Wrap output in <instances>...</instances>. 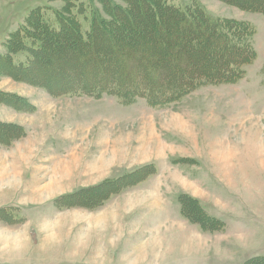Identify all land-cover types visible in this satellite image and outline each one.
<instances>
[{
  "label": "rangeland",
  "instance_id": "rangeland-1",
  "mask_svg": "<svg viewBox=\"0 0 264 264\" xmlns=\"http://www.w3.org/2000/svg\"><path fill=\"white\" fill-rule=\"evenodd\" d=\"M131 1L0 0V264H264V13L245 6L264 0H198L217 26L154 24L138 1L160 0ZM127 2L134 23L107 24L110 3ZM237 22L256 52L241 78L149 100L205 56L202 69L227 74L243 56L231 50ZM76 72L140 92L56 91Z\"/></svg>",
  "mask_w": 264,
  "mask_h": 264
},
{
  "label": "trees",
  "instance_id": "trees-1",
  "mask_svg": "<svg viewBox=\"0 0 264 264\" xmlns=\"http://www.w3.org/2000/svg\"><path fill=\"white\" fill-rule=\"evenodd\" d=\"M134 1V0H132ZM131 1V2H132ZM191 1V3H187L185 5L179 6V5H174L173 3L169 2L168 0H160L161 5H157V8H151V6H147V4L142 3L141 1H138L140 3H138V7H141L142 5L147 7V11H142V14L145 15L147 14L149 19H153L154 24H164V25H170L172 23H177L178 20L179 22H182L183 20H191L194 18V20L196 19V22H208L211 21V23L214 26L218 25L217 21H214L215 16L211 15L210 13H208L205 8L206 7H202L200 5V1L198 0H189ZM146 3V2H145ZM111 5H109L110 7H112L113 10H115L116 15L113 16L111 15L112 19H110L109 21H107L109 23H112L114 21L115 18H118V14L121 16H124L123 18H127V22L129 23L130 21L132 23H134L133 21V17L130 15L128 16V11H130V7H131V3L127 2L122 4H117V3H110ZM202 4V3H201ZM105 7V5H103ZM154 7V5H152ZM245 6H247L250 9H254L256 11L262 10L264 13V4L263 5H256V4H246ZM103 7V8H104ZM133 7V5H132ZM131 7V8H132ZM141 12V9H138ZM94 12V11H93ZM163 13V15L167 14L170 15L172 17L171 20H169L168 18L165 17H160L161 14ZM99 15L101 14V10H95L94 14H93V18L92 20V28L97 31L96 34L99 33V21L102 24L103 22L101 20H99V16H95V15ZM131 14V13H129ZM141 14V15H142ZM114 17V18H113ZM61 18V16H60ZM176 19V20H175ZM120 20H122V18H120ZM98 22V23H97ZM125 22V21H124ZM63 23L68 24V20H63ZM238 23V24H237ZM234 23L235 24V37H237L238 39H240V41H238L235 37L230 36L229 33H224L222 34V36L225 38V40L230 41L231 39L233 40H237V43H233L234 46L232 47V51L236 52V51H241L243 56L238 55L235 58L231 59L230 61H226V65L227 67L230 66V68L227 70V74H218L216 75V73L221 72V71H217L216 70H212L210 72H207L206 70L202 69V67L204 68L205 66V60H207V57L205 56L203 59V62L197 66V69L195 70L196 72L194 74H191L190 77H185V75H180V74H176L175 75H171V73H167L163 79L160 80V87L162 89H165L164 93L163 92H157L156 95H149V100L153 103H163V101H171L173 99H177L179 97H182L184 95H186L188 92L192 91V89H194L198 84L200 83H210V84H215L218 82H235L237 79L241 78L243 73H244V69L242 67L243 64H247L250 63L256 56V52L255 49L252 45V41H250V38L245 36V33L250 34H254V30L251 29V27H249L248 24L246 25H241L239 24V22ZM67 26V25H66ZM71 26V24H70ZM124 24L121 21L117 22V27L114 28L115 31H121V29H123ZM248 26V27H247ZM44 27V26H43ZM146 28V27H145ZM101 29H105L104 27L101 26ZM120 29V30H119ZM113 30V29H112ZM21 32H23V34L28 35L29 34V30L28 29H22ZM82 31H80L81 33ZM111 32V31H110ZM23 35V36H25ZM19 36V35H18ZM220 37V36H219ZM118 40V39H117ZM119 43V42H118ZM30 45H26V47H28ZM127 46V45H126ZM129 48H131L132 46H127ZM192 47H189V49H185V53L184 56H189L191 58H196L197 53L195 50H190ZM200 48V47H199ZM159 50V49H158ZM35 55V53H34ZM159 58L160 65L164 66L165 63H168L169 61H167V58L172 57L173 55H175V51H173L169 46L166 47L165 49H162V51L160 50L157 54H156ZM181 55V54H178ZM183 56V57H184ZM203 56V54H202ZM3 57V56H2ZM202 59V58H201ZM117 64V63H116ZM232 64V65H231ZM207 65V64H206ZM133 67V72H137L138 77L137 80L138 81H145V83H143L142 87L143 88H147V89H152V85L153 82H150L151 76L148 74V69L145 66L144 63H142V61L138 62L135 61L134 64H132ZM194 68V67H193ZM158 71V70H156ZM120 71H118L119 73ZM215 72V73H213ZM91 75V76H85V74L83 75H76L77 72L74 74L76 75V82L77 83H69L64 85L63 88H57L56 91H60L62 89H69V90H92L94 92L92 93H98L100 90H96L99 88H104V87H108L110 90H107L109 92H113V93H120V94H137L136 92H140V91H134L133 89H138L136 86H131L128 89H125L124 91L120 92V91H114V90H119L121 89V80L118 83H114L117 81V78L114 77L113 74L109 75L111 76L110 79L108 80L109 84L108 86H104L106 84V82H101L100 79L98 78V76H96V74H99L100 72ZM147 74V75H146ZM119 74H116L115 76H118ZM147 76V77H146ZM179 76V77H178ZM113 79V80H112ZM125 79V78H124ZM143 81V82H144ZM112 82L113 85L115 87L112 86ZM97 83H101L99 85H96ZM94 84V85H93ZM176 84H178L176 86ZM118 85V86H116ZM104 86V87H103ZM110 86V87H109ZM62 87V86H61ZM101 88V89H102ZM106 89V88H105ZM167 90H169V94L167 93ZM163 91V90H162ZM159 95V96H158ZM258 263V262H257Z\"/></svg>",
  "mask_w": 264,
  "mask_h": 264
},
{
  "label": "crops",
  "instance_id": "crops-1",
  "mask_svg": "<svg viewBox=\"0 0 264 264\" xmlns=\"http://www.w3.org/2000/svg\"><path fill=\"white\" fill-rule=\"evenodd\" d=\"M138 247H139V249H141V247H140V246H138ZM139 249H138V250H139Z\"/></svg>",
  "mask_w": 264,
  "mask_h": 264
}]
</instances>
